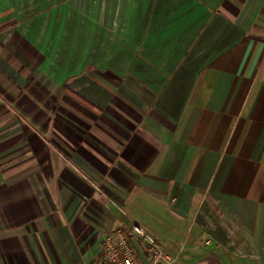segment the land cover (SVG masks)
<instances>
[{"label": "crops", "instance_id": "crops-1", "mask_svg": "<svg viewBox=\"0 0 264 264\" xmlns=\"http://www.w3.org/2000/svg\"><path fill=\"white\" fill-rule=\"evenodd\" d=\"M133 223L264 264V0H0V264Z\"/></svg>", "mask_w": 264, "mask_h": 264}, {"label": "built area", "instance_id": "built-area-1", "mask_svg": "<svg viewBox=\"0 0 264 264\" xmlns=\"http://www.w3.org/2000/svg\"><path fill=\"white\" fill-rule=\"evenodd\" d=\"M96 264H178L144 227L133 223L105 231Z\"/></svg>", "mask_w": 264, "mask_h": 264}]
</instances>
